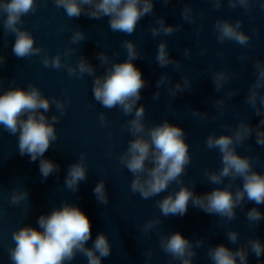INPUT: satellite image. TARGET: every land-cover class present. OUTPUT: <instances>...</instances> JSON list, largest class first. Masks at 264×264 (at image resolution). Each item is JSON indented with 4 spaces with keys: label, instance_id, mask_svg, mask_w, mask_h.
<instances>
[{
    "label": "clouds",
    "instance_id": "obj_1",
    "mask_svg": "<svg viewBox=\"0 0 264 264\" xmlns=\"http://www.w3.org/2000/svg\"><path fill=\"white\" fill-rule=\"evenodd\" d=\"M168 3L169 0H164ZM58 8H63L69 18H78L82 14L91 19L108 17L109 28L112 32L131 35L135 32L139 21L153 13L154 0H54ZM221 0H214L217 8ZM251 0H229V6L237 5L249 8ZM36 10V0H6L0 3V12L6 13L4 27L8 32L15 34V42L12 48L17 58L39 55L43 49L35 46L34 37L27 30L18 27L22 16ZM192 9L184 7L182 16L185 20H191ZM241 21L232 23L229 20H217L215 29L218 33V41H235L239 45H247L250 37L242 30ZM159 27L151 29L153 36L161 33L171 35L180 29V25H168L161 17L158 19ZM85 39V34L76 30L71 36L72 43H78ZM123 46L127 52V59L111 64L103 75H96V68L87 59L81 57L76 66L62 63L61 55L49 57L42 56V63L47 67L59 69L64 67L69 75L79 73L81 76L87 73L94 76V99L106 109L119 107L123 114L128 116L134 113L128 121V129L134 137L128 142L127 150L120 156V163L133 174L131 191L139 193L143 199L159 196L166 192L172 182H180V177L185 173L186 166L190 163L189 145L185 140L184 130L175 124L164 120L162 123L147 127L144 123L146 109L144 105H138L141 100V90L146 86L140 69L133 63L140 58L137 46L132 40H125ZM72 49H66L64 55H69ZM188 50H185V55ZM97 58L102 64L109 63V57L98 53ZM156 62L161 68L168 65L179 67L180 61L171 58L167 42L161 41L157 48ZM5 58L0 55V65ZM257 78L250 86L246 96V102L252 106L255 115L264 116V95L259 89L264 88V63L254 61ZM226 71H217L212 76L215 90L219 92L229 80ZM168 83L170 93L175 97L191 88V81L184 77L182 82L172 83L167 75H162L156 82L160 88ZM238 95L237 93H234ZM159 97V92L154 94V99ZM259 101V106H258ZM56 108L63 114L65 104L62 101H54ZM49 98L42 95L41 91L32 85L28 89L9 88L0 94V125L11 135L18 134V148L21 156L28 155L31 162L39 159V171L44 179L52 173L59 171V165L45 158V153L52 142L57 139L55 124L59 117L53 115L50 119L45 115L51 109ZM221 110L224 108L223 98L215 101ZM202 116L207 113L196 111ZM100 120L105 123V116L100 115ZM227 127V125H226ZM255 133L256 144L264 146V119L259 124L252 126L241 120L232 134H210L206 139L209 149H218L221 154L222 167L217 171H206L205 175L211 184H222L224 178H230L227 187H216L211 192L197 195L192 187L181 184L174 193H169L158 200L157 206L161 216H184L188 211L189 203L207 214H214L227 220L236 217V209L245 201L254 202L256 205L264 204V173L253 169V160L248 156L240 155L236 148ZM85 156L81 154L80 160L71 164L65 176V187L72 191H78V185L87 178V168L84 164ZM237 178L242 180V187L235 192L231 190V181ZM96 200L107 205L105 181L100 180L93 189ZM29 193L26 189L15 190L11 197V203L19 205L21 201L28 200ZM250 222L258 223L264 219L256 207L246 213ZM162 221L157 218L149 220L143 227L145 232L150 231L156 224ZM37 225L24 224L12 233L15 246L9 248V258L13 264H65L72 261L77 254H82L87 264H101L102 258L111 255L112 246L105 233H98L91 247L87 242L91 239V222L88 216L79 206L63 202L60 207H54L47 214H41L37 219ZM227 239L236 244L238 232L229 231ZM202 239L192 240L183 236L180 232H173L160 239V247L172 259L179 260L181 264H192L196 255L195 248L200 247ZM249 251L258 259L264 255V244L258 239H249L246 244L233 250L225 244L211 246L208 256L213 264H248ZM151 256V252L147 253Z\"/></svg>",
    "mask_w": 264,
    "mask_h": 264
}]
</instances>
